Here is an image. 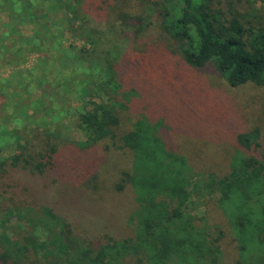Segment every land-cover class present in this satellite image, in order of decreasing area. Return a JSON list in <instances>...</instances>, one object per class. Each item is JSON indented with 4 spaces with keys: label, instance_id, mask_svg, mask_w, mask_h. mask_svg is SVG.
<instances>
[{
    "label": "trees",
    "instance_id": "trees-1",
    "mask_svg": "<svg viewBox=\"0 0 264 264\" xmlns=\"http://www.w3.org/2000/svg\"><path fill=\"white\" fill-rule=\"evenodd\" d=\"M67 36L83 45H69L70 56L63 57L59 50ZM127 40L143 55V66L166 72L173 53L196 71L211 65L230 88L264 87V0H0V71L21 67L31 54L40 58L32 77L25 71L0 79V264H218L194 219L185 218L183 206L195 190L217 196L225 216V227L210 224L221 237L207 235L217 250L228 230L238 245V264L251 247L264 245V129L254 125L237 133L241 151L229 167L203 173L172 152L153 119L140 115L124 131L122 115L131 111L117 68ZM34 80L44 90L37 95ZM52 83L55 88H48ZM63 89L73 94L65 104L57 97ZM24 94L35 95L50 119L26 116V106L36 108ZM70 101L80 105L66 107ZM14 111L22 119H11ZM71 116L84 138L61 129L60 117ZM100 144L106 153L130 154L131 163L110 187L96 182L83 188L101 185L97 194H121L131 187L134 239L117 237L107 224L78 225L71 212L46 198L56 184L48 176L65 162V150ZM58 188L68 210L87 213L88 202L98 200L81 187ZM12 219L16 225L9 232L5 226ZM260 256L255 264H262Z\"/></svg>",
    "mask_w": 264,
    "mask_h": 264
},
{
    "label": "rangeland",
    "instance_id": "rangeland-1",
    "mask_svg": "<svg viewBox=\"0 0 264 264\" xmlns=\"http://www.w3.org/2000/svg\"><path fill=\"white\" fill-rule=\"evenodd\" d=\"M144 41L147 40H141L139 45ZM69 45L82 47L83 42L67 36L62 49L59 50L61 56H70ZM122 47L123 56L118 64L117 74L125 87V91L124 88L122 91L129 99V111H131L122 115L124 131L129 130L133 119L140 115L153 119L161 125L159 134L172 152L185 156L192 170L203 173L209 172L208 169L221 172L229 167L231 156L236 151H241L235 142L237 133L248 130L254 125H259L264 129V87L248 84L239 88H230L211 65L196 71L186 66L179 56L173 53L172 58L168 60L171 67L166 68V72L160 71V67L155 70L143 66L144 62L141 61L143 55L133 52L128 40L127 44ZM39 59L36 54L29 55L21 67L2 69L0 79L6 80L14 76L19 78V74L25 71L28 77H32ZM136 64L142 65L143 68ZM75 73L82 74L79 68ZM79 81L80 78L76 80L78 83ZM40 86L34 80L35 90L38 91L35 95L44 91ZM48 88L54 89L55 83L50 84ZM67 92L70 91L63 89L61 94L57 95L64 100V104L69 100L68 97L73 96L72 93ZM35 95L24 94L25 99L27 97L30 99L28 103L36 108L35 110L26 106L25 114L30 115L31 119L41 120L40 116L43 114L36 104ZM79 105L77 101L66 103V107L76 108ZM12 113L11 119H22L20 112ZM45 119H50V116L49 118L44 117ZM75 119L72 116L70 119L60 117V127L71 138L82 139L83 134L75 127ZM103 146L100 144L87 150H79L76 147L67 148L63 155L65 162L48 176L50 180H55L56 184L47 189L46 198L54 207H61L60 211L63 209L71 212L73 217L81 223L77 222L78 225L101 229L107 224L110 226L109 231L115 233L117 237L134 239L136 222L133 213L137 209V203L133 189L130 187L121 194H113L111 190H103L101 194H97L96 191L104 184L108 187L115 184L117 172L120 168L129 167L132 156L118 151L106 153ZM84 167H89V170ZM96 182L102 183V186L92 191L83 188V183L90 189L89 185ZM60 184L81 187L88 196L97 195L98 200L95 204L88 202L92 211L84 213L64 208L68 205L63 203V198L58 192ZM198 192L192 191L187 204L183 206V211L188 215L185 218L191 215L190 217L194 219L193 225L203 234L206 244L212 248L210 251L217 253L218 264H238L239 249L237 243L231 239L233 234L230 230L226 228L230 236H225V239L223 237L219 250L207 237L209 233L212 238L218 235L221 237V234H218L210 224H216L217 227H225L227 224L225 216L215 204L217 196L210 198L205 193L199 192L203 193L201 195H204L205 199L201 204L198 201ZM110 196H115L116 201ZM14 225L16 224L12 219L5 228L10 232V228ZM251 249L247 257L242 259V264H255L261 257L260 255L264 254V252L260 253L264 251V245L251 247ZM261 260L263 264L264 257ZM184 264H192V262Z\"/></svg>",
    "mask_w": 264,
    "mask_h": 264
}]
</instances>
